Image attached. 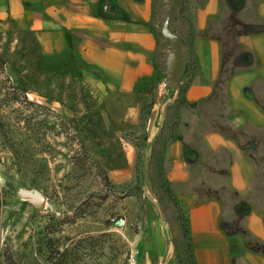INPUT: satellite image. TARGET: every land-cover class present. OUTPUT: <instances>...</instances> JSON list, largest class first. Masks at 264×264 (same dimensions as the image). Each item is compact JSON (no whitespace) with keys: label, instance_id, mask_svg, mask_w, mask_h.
<instances>
[{"label":"crops","instance_id":"obj_1","mask_svg":"<svg viewBox=\"0 0 264 264\" xmlns=\"http://www.w3.org/2000/svg\"><path fill=\"white\" fill-rule=\"evenodd\" d=\"M154 7V0H0V22L31 35L44 58L78 62L84 92L119 105L133 127L144 90L156 85L140 155L154 162L160 154L194 264H264V0H188L193 57L183 59L182 105L158 85ZM136 141L121 139L124 166L109 172L115 185L135 172ZM146 203L152 218L142 262L168 264L170 226L159 202Z\"/></svg>","mask_w":264,"mask_h":264},{"label":"rangeland","instance_id":"obj_2","mask_svg":"<svg viewBox=\"0 0 264 264\" xmlns=\"http://www.w3.org/2000/svg\"><path fill=\"white\" fill-rule=\"evenodd\" d=\"M174 3L169 32L181 40L182 58L190 64L188 0H154L158 61L164 70L158 85L176 92L179 105L188 77L181 78L177 91L163 82L171 43L161 30ZM0 58L6 63L0 73V264L9 254L18 264H48L49 238L72 252L81 249L80 261L71 264H143L152 218L147 199L159 202L170 226L168 264H191L177 218L182 211L177 212L164 181L160 154L154 162L140 155L143 126L123 121L119 105L93 101L80 85L78 62L44 58L31 35L9 23L0 22ZM155 88L144 90L145 113ZM125 138L137 140L139 159L131 180L115 185L109 172L124 166ZM21 191L43 195L45 208L38 211L22 200Z\"/></svg>","mask_w":264,"mask_h":264},{"label":"water","instance_id":"obj_3","mask_svg":"<svg viewBox=\"0 0 264 264\" xmlns=\"http://www.w3.org/2000/svg\"><path fill=\"white\" fill-rule=\"evenodd\" d=\"M176 3L170 9V12L162 26V35L171 43L170 54L166 58V76L164 78V86L170 90L177 91L180 86L181 78L184 74V62L181 54V40L169 32V21L173 14ZM22 200L30 202L38 211L45 208L46 198L35 191H21L19 193ZM120 225L125 226L123 219L120 220Z\"/></svg>","mask_w":264,"mask_h":264},{"label":"trees","instance_id":"obj_4","mask_svg":"<svg viewBox=\"0 0 264 264\" xmlns=\"http://www.w3.org/2000/svg\"><path fill=\"white\" fill-rule=\"evenodd\" d=\"M5 65H6V63L3 61L2 58H0V73L5 72ZM180 93H181V95H183L184 89L181 90ZM182 104H183V101L181 99V102H179V105H182ZM146 114H147V112L146 113L144 112V106H143L141 109V114H140V127L143 126ZM137 149H138V147H137ZM137 159H139V154H138ZM105 183H108L107 185H110L109 184L110 182H108V181H105ZM174 205L177 208V212L182 211L179 208V206L177 205L176 201L174 202ZM177 218L182 221L181 228L183 230L184 237L186 239L187 248L190 252L191 264H194L192 253H191V247H190L189 242H188V230H187L186 219L184 218L183 213H182V215H180L178 213ZM81 243L82 242H79L80 245H81ZM61 245L62 244H60V242L56 241L54 238H49L47 240V242H46V249H47L46 261L48 262V264H71V260L80 261V256H78V253L81 249H75L74 248V252H72L73 250L69 249L68 247H64V245H62V246ZM4 263L5 264H18L20 262L16 263L13 256L11 254H9L5 258Z\"/></svg>","mask_w":264,"mask_h":264},{"label":"bare ground","instance_id":"obj_5","mask_svg":"<svg viewBox=\"0 0 264 264\" xmlns=\"http://www.w3.org/2000/svg\"><path fill=\"white\" fill-rule=\"evenodd\" d=\"M26 201V200H25Z\"/></svg>","mask_w":264,"mask_h":264}]
</instances>
